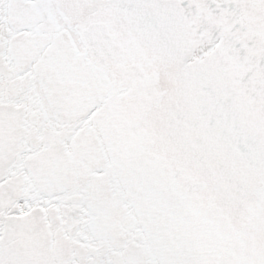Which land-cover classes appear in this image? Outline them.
Segmentation results:
<instances>
[{
	"label": "snow or ice",
	"instance_id": "1",
	"mask_svg": "<svg viewBox=\"0 0 264 264\" xmlns=\"http://www.w3.org/2000/svg\"><path fill=\"white\" fill-rule=\"evenodd\" d=\"M0 264H264V0H0Z\"/></svg>",
	"mask_w": 264,
	"mask_h": 264
}]
</instances>
